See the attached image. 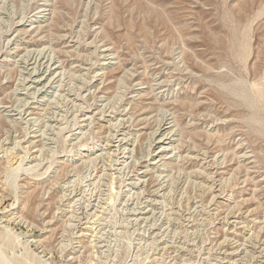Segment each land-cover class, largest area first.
<instances>
[{
  "label": "rangeland",
  "instance_id": "obj_1",
  "mask_svg": "<svg viewBox=\"0 0 264 264\" xmlns=\"http://www.w3.org/2000/svg\"><path fill=\"white\" fill-rule=\"evenodd\" d=\"M51 2L53 8L60 10L59 14H53L57 23L44 29V41L34 48L52 43L57 52L63 51L60 54L69 72L66 89H75L78 79L87 87L92 85L94 69L87 71L88 75L79 74L70 68L71 61L82 59L94 64L100 58L101 43L111 45L128 60L129 67L138 69L141 81L164 77L171 84L176 100L173 107L182 125L191 119V113L201 118L188 134L210 157L217 154L224 157L221 166L228 169L217 180L221 187L216 198L204 193L200 189L202 185L187 186L182 176H177V184L169 195V206H182L178 209L181 216L176 215L178 227H174L172 233L167 230L168 223L162 221L165 213L160 214L156 226L170 234L167 237L170 243L182 242L186 247L184 253L162 250L164 244L150 225L136 224L129 217L130 206H126L122 195L116 196L119 189L116 180L110 184L108 194L103 195L107 204L102 203L107 207L109 202L113 205L100 220L99 228L89 232L86 242H80L81 212L88 209L89 202L99 194L95 184L88 186L96 173L95 163L60 168L58 160L72 158L80 149L91 147L99 135L96 130H89L85 138L73 143L67 136L78 127L79 111L69 110L65 116L63 110H57L48 115V119L57 117L53 124L61 127L60 134H57L60 127L56 130L54 149L48 150L53 154L42 157V164L29 170L26 169L27 159L18 170L10 168L17 167V163H12L0 175V185L5 188L4 197L0 195V225L12 232L10 238L16 252H29L41 257L46 264H215L214 257L220 247L214 238L223 240L226 227L225 219L214 209L215 204L229 195L234 200L225 210H236L237 202L244 195L253 198L252 207L264 204V0ZM35 3L36 0H9L0 4V54L17 21L31 13ZM67 38L73 39L76 46L68 48ZM7 67L0 71V106L2 101L17 102L15 87L25 75L22 68ZM116 88L117 83L107 92L114 95ZM183 99L188 103H183ZM90 102L82 105L87 107ZM158 105L154 102L152 110ZM211 123L213 127L209 130ZM27 126L25 123L11 126L0 114V154L8 148V158L13 157L15 150H20L15 138L32 130V126ZM207 129L210 134H206ZM190 136L187 139L190 140ZM240 146L253 156L254 168L240 163ZM27 149L24 147L21 151L27 152ZM206 167L207 164L202 163L196 166L202 172L207 171ZM174 171L179 175L184 169L176 167ZM38 181L44 183L33 196H27L23 183ZM180 181L183 183L179 184ZM72 193L85 194L82 206L73 202L64 205ZM198 204L202 206L199 209ZM186 206L190 207L188 216H184ZM14 211L18 213L11 215ZM258 230L263 232L264 239V228ZM77 248L79 251L75 253ZM246 263L259 264L254 258Z\"/></svg>",
  "mask_w": 264,
  "mask_h": 264
},
{
  "label": "bare ground",
  "instance_id": "obj_2",
  "mask_svg": "<svg viewBox=\"0 0 264 264\" xmlns=\"http://www.w3.org/2000/svg\"><path fill=\"white\" fill-rule=\"evenodd\" d=\"M6 1L9 0H0V4ZM51 1L36 0L33 11L17 21L14 30L8 35L5 50L0 54V71L14 65L22 68L21 72L25 74L15 87L17 102L2 101L0 114L11 123V126H23V123L32 126L28 134L15 138L17 144L20 143V150H15L13 157L7 158L8 148L0 154V175L12 163H17V167L10 168L18 170L26 159L27 170L41 165L42 157L45 158L49 154L48 150L54 149L57 141L56 130L60 127L53 124L57 117L48 119V115L63 110L66 116L69 110H77L80 114L78 127L72 129L67 137L76 143L85 138L89 130H96L99 135L98 141L91 147L80 149L72 158L58 160L60 168L70 166L76 168L90 161L95 163L96 173L91 176L88 186L95 184L99 187V194L89 202V208L81 212L78 231L80 242H86L89 232L99 228L100 220L107 213L108 207L113 205L109 202L107 207L102 203L103 195L108 194L106 192L110 184L116 180L119 183L116 196L122 195L126 206H130L129 217L136 224L150 225L155 236L164 244L162 250L183 252L186 247L182 242L173 240L170 243L167 238L170 234L158 230L156 225L161 219L160 214H166L162 221L168 223L167 230L172 233L173 228L178 227L176 224L180 215L178 209L182 207L172 204L169 206L171 202L169 195L174 191L175 183L177 184V176H182L187 186L200 184L202 185L200 189H203L204 193L219 197L221 183L218 184L217 180H220L228 169V166H221L224 157L221 158L218 154L210 157L208 152L200 148L196 139H192L188 134L189 129L201 118H196V115L191 113V119L182 125L173 107L176 100L171 92L172 86L164 77L154 78L150 82L141 81L138 69L129 67L128 60L122 58L111 45L101 43L100 58L94 64L82 59L71 61L70 68L79 74L88 75L87 71L94 69L92 85L87 87L78 79L76 90L66 89L64 86L69 72L65 70V61L60 54L63 51L57 52L52 43L42 48H34L44 41V29L52 23L53 25L57 23L53 14H59L60 10L53 8ZM73 42V39L67 38V47H75L76 43ZM115 82L117 88L113 91L114 95H111L107 90L114 88ZM151 98L153 101L148 102L147 100ZM90 100L87 107L82 105ZM154 102L159 103L156 110H152ZM182 102L188 103L185 99ZM212 125L211 123L209 130L212 129ZM209 130L207 129L206 134H210ZM60 133L61 127L57 134ZM188 136L190 140L187 139ZM24 147L29 150L21 151ZM252 157L249 151L240 146V163L245 167L254 168ZM201 163L207 164V171L202 172L203 170L196 168L200 167ZM176 167L183 168L184 172L177 175L174 171ZM229 180L231 178H228ZM183 181L178 183L181 184ZM42 183L44 182L23 183L24 193L33 196ZM0 191L4 192L0 194L4 197L5 188L2 185ZM181 191L183 192V188ZM252 199L244 195L237 202L236 210H232L233 208L225 210L234 200L230 195L215 204L214 209L218 210L226 223L223 240L219 241L217 236L214 238L216 245L220 247L219 254L214 257L215 264H247L249 258L264 264L263 232L258 230L260 227L264 228V204L261 205L262 211H259L261 206L252 207L250 204ZM27 201L28 199L25 203ZM66 201L64 204L66 206L70 202L82 206L85 194L72 193L67 196ZM196 207L199 209L202 206L198 204ZM189 208L186 206L184 216L191 213ZM17 213L18 211H14L11 215ZM3 227L4 225H0V229ZM5 229L0 231V264H46L41 257L29 252L17 253L13 246L14 242L11 243L12 232ZM17 238L15 239L18 242ZM78 251L77 248L74 252Z\"/></svg>",
  "mask_w": 264,
  "mask_h": 264
}]
</instances>
